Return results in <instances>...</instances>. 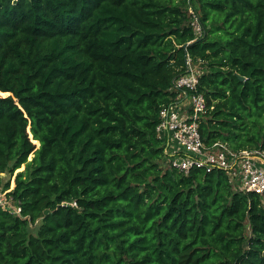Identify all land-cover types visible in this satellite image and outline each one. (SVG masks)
<instances>
[{
    "label": "trees",
    "instance_id": "trees-1",
    "mask_svg": "<svg viewBox=\"0 0 264 264\" xmlns=\"http://www.w3.org/2000/svg\"><path fill=\"white\" fill-rule=\"evenodd\" d=\"M187 56L206 146L264 149V0H0V264H264V193L157 132Z\"/></svg>",
    "mask_w": 264,
    "mask_h": 264
},
{
    "label": "built area",
    "instance_id": "built-area-1",
    "mask_svg": "<svg viewBox=\"0 0 264 264\" xmlns=\"http://www.w3.org/2000/svg\"><path fill=\"white\" fill-rule=\"evenodd\" d=\"M192 25L196 34L201 35L203 30L197 17ZM186 65V72L173 80L172 89L177 92L175 101L160 110L157 132L166 142L168 161L185 174L194 166L207 172L223 169L234 187L264 193L263 148L236 151L223 142L211 146L204 143L199 125L208 106L204 94L198 89L200 70L189 56ZM0 206L14 214L22 211L14 197L5 192H0Z\"/></svg>",
    "mask_w": 264,
    "mask_h": 264
},
{
    "label": "rangeland",
    "instance_id": "rangeland-1",
    "mask_svg": "<svg viewBox=\"0 0 264 264\" xmlns=\"http://www.w3.org/2000/svg\"><path fill=\"white\" fill-rule=\"evenodd\" d=\"M164 161V160H163ZM164 163H166V161H164ZM5 177H4V179L6 180L7 178H8V174H6V175H4ZM12 187H14V184L12 183Z\"/></svg>",
    "mask_w": 264,
    "mask_h": 264
}]
</instances>
